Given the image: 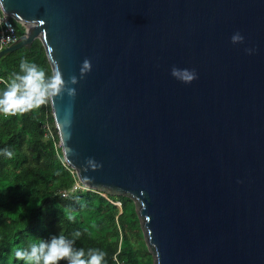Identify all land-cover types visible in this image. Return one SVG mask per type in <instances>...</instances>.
<instances>
[{"label": "water", "instance_id": "obj_1", "mask_svg": "<svg viewBox=\"0 0 264 264\" xmlns=\"http://www.w3.org/2000/svg\"><path fill=\"white\" fill-rule=\"evenodd\" d=\"M0 5L24 27L0 58L39 39L52 74L77 77L50 101L63 157L134 200L152 264H264V0Z\"/></svg>", "mask_w": 264, "mask_h": 264}, {"label": "trees", "instance_id": "obj_2", "mask_svg": "<svg viewBox=\"0 0 264 264\" xmlns=\"http://www.w3.org/2000/svg\"><path fill=\"white\" fill-rule=\"evenodd\" d=\"M11 20L18 36L22 35L24 27ZM22 59L52 75L44 47L35 39L30 48L22 46L0 58V77L10 81L19 73ZM5 89L0 81V93ZM45 110L58 141L50 102L24 114H0V150L13 152L12 158L0 154V264H29L15 258L16 250L60 234L74 239V247L86 253L88 249L105 252L102 264H152L154 258L133 199L87 188L72 189L77 175L62 163L54 142L45 137ZM75 232H80L78 238Z\"/></svg>", "mask_w": 264, "mask_h": 264}, {"label": "clouds", "instance_id": "obj_3", "mask_svg": "<svg viewBox=\"0 0 264 264\" xmlns=\"http://www.w3.org/2000/svg\"><path fill=\"white\" fill-rule=\"evenodd\" d=\"M244 37L238 32L231 36L233 44L243 43ZM251 54L252 49H246ZM19 73H14L6 89L0 93V114L14 116L24 114L33 109L54 101L55 98H62L67 95L74 98L76 90L71 85L78 83L75 75L70 76L67 81L63 73L56 70L51 76L35 63L22 59L19 65ZM90 62L86 59L80 68V78L83 73L90 71ZM171 75L183 83H191L197 78L194 69H180L173 67ZM0 154L12 158L13 152L5 148ZM86 165L92 169L100 167L93 159L89 158ZM75 238L80 232H75ZM106 253L99 249H88L87 253L83 248L74 247V239H67L63 234L53 236L48 240L39 239L37 243L30 245L28 249H18L15 252L17 260H25L29 264H59L66 261L67 264H102Z\"/></svg>", "mask_w": 264, "mask_h": 264}, {"label": "built area", "instance_id": "obj_4", "mask_svg": "<svg viewBox=\"0 0 264 264\" xmlns=\"http://www.w3.org/2000/svg\"><path fill=\"white\" fill-rule=\"evenodd\" d=\"M18 33L16 30V27L11 20V17H9L1 8L0 5V50L4 49L8 45L14 43L18 39ZM0 81L5 83L6 87L8 83L10 82L8 78L0 77ZM48 115L47 110H45V118L42 123V127L44 129L45 137L46 139H51L54 142V147L56 150V155L62 160V163L64 165H69L66 160L63 157H61L62 149H61V142L60 139L57 141L55 137V133L53 131V126L52 123L48 120ZM70 166V165H69ZM71 167V166H70ZM72 172L75 170L71 167ZM76 173V172H75ZM87 188L90 189L89 187L85 186L82 182L79 181V179L75 182L74 186L72 189L76 188ZM64 194H67V192H64ZM117 205H120L119 202H116Z\"/></svg>", "mask_w": 264, "mask_h": 264}]
</instances>
